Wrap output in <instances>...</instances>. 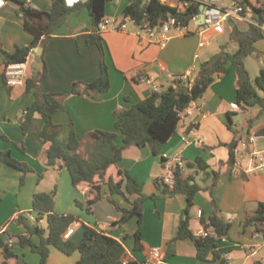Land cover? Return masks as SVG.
Masks as SVG:
<instances>
[{
	"label": "crops",
	"instance_id": "crops-1",
	"mask_svg": "<svg viewBox=\"0 0 264 264\" xmlns=\"http://www.w3.org/2000/svg\"><path fill=\"white\" fill-rule=\"evenodd\" d=\"M46 11H51L52 0H20ZM259 5L257 0H252ZM223 4V5H222ZM222 7L231 6L233 2ZM128 0H113L107 4L106 17L121 19ZM126 31L107 30L102 32L108 50L105 56L109 66L111 88L106 93L91 92L73 95L75 83H91L101 73L102 55L97 46H88L87 41L93 33L90 15L83 9L73 13L67 23L47 40L43 48V59L48 68V76L41 84L42 93L60 96L64 110L54 116L61 126L58 141L66 147L71 124H74L80 139L95 130L115 131V111L131 108L138 102L150 97L153 89L143 77H149L164 90L172 84L171 77H180L198 69L201 63L210 60L223 46L230 53L238 50L232 39L233 29H249V21L234 19L222 29L211 35L206 42L203 38L213 29L207 30L195 23L198 46H191L190 34L171 36L165 47L138 35L137 26ZM32 35L24 28V18L16 0H0V152H10L12 158L31 169L25 173L0 160V235L25 233V229L15 225L14 220L21 214L33 213V199L37 193H50L57 188L55 212L59 215L71 214L78 219L67 231L65 237L76 244L84 238L85 226L104 232L118 240L126 249L127 258L146 264L150 250L161 248L166 256L165 264H211L198 258L194 240L177 238L184 220L187 201L183 195L169 193L157 199L147 198L143 205L142 217L133 216L120 223L123 212L119 208L131 209L139 195L128 196L126 200L119 194L112 195L107 186L101 197L88 211L87 201L94 197L89 188H75L67 169L49 167L46 159V144L41 138L44 119L36 114L29 131L22 130L20 119L36 100L35 91H27L26 86L8 87L5 82L4 51L14 53L17 47L29 46ZM204 42L201 47L200 43ZM260 68L264 69V39L256 43ZM248 59L246 67L252 77ZM34 56L31 54L30 77H32ZM255 71V70H254ZM196 73V71H195ZM194 73V74H195ZM256 75V74H254ZM238 76L233 65L229 72L218 78L204 96L191 105V113L180 121L177 133L163 146L161 155H154L149 146H132L124 151L118 169L135 177L144 185L148 197L163 192L157 185L165 173L162 157L181 156L186 165L185 175H191L204 189L194 198L190 209V228L196 231L203 226L202 217L209 219L216 215L232 221L229 234L218 244V252L229 264H255L264 262V228L256 232L246 220L264 202V171L246 172L252 163L254 151L264 155V116L256 120L252 128L248 121L256 118L259 106L242 111L236 105ZM264 97V92L259 90ZM245 118V119H244ZM239 119H242L239 121ZM231 122L237 130L232 131ZM239 138L236 160L241 166H230L229 146ZM119 144L122 136H119ZM203 140V143H200ZM197 159H203L210 166L209 171L220 173L214 188H207L212 179H204V173L193 169ZM80 202V206L76 202ZM108 223V225H106ZM46 229V220L39 224ZM140 234V247L136 235ZM40 237L34 236L33 242L39 244ZM81 254L66 255L57 248H50L47 264H77ZM212 257H210L211 259ZM5 261L0 250V264ZM40 256L30 248L16 250V257L10 264H39Z\"/></svg>",
	"mask_w": 264,
	"mask_h": 264
},
{
	"label": "trees",
	"instance_id": "trees-1",
	"mask_svg": "<svg viewBox=\"0 0 264 264\" xmlns=\"http://www.w3.org/2000/svg\"><path fill=\"white\" fill-rule=\"evenodd\" d=\"M52 1V10L46 11L26 1L16 0L22 11L24 28L32 35V42L29 46L17 47L14 53L4 51L5 69L11 64L25 62L35 48L43 47L47 40L67 23L73 13H78L85 7L89 11L93 28L87 45L99 48L102 55L101 73L91 83H75L71 93L83 95L91 92L101 94L108 92L111 88V77L105 60L106 44L101 33L98 32V26L106 17L107 4L113 0H88L85 3L78 2L73 6H69L66 0ZM208 1L128 0L122 17L124 22L130 20L137 27L149 25L154 28L172 19L175 28H188L194 17L201 14L202 5ZM233 2L244 9V17L251 13L253 19L247 31H240L237 27L233 29L232 39L238 44V50L230 53L223 46L221 51L210 60L201 63L192 83L174 81L166 89L153 92L150 97L131 108L116 110L114 132L95 130L80 139L74 124H71L67 146L62 147L58 141L61 126L55 123L54 116L63 111L64 106L59 95L41 92V84L48 76V68L44 59L43 68L38 72L39 77L32 76L26 81V90L28 92L34 90L36 100L20 119L22 130L26 134L34 116L40 114L43 117L45 123L41 138L46 144L47 165L60 170L67 169L75 188L81 186L89 188V194L94 195L87 201L89 212H91L92 205L100 199L104 186L108 187L112 195L119 194L126 200H129L128 196H140L132 203L131 209L119 208L123 212L120 221L122 224L133 216L142 217L143 205L147 198L157 199L160 195L169 193L183 195L187 201V209L177 238L194 240L198 258L211 264H229V261L218 252V244L229 234L233 223L218 215L209 219L203 216L202 224L205 228L213 227L217 237L197 238L193 235L190 228V209L194 204L195 196L204 190L195 178L178 170L173 190H170L160 180L157 181V185L163 187V192L148 197L144 194V185L135 177L119 170L118 164L123 158L124 151L132 146H149L154 155H161L163 146L177 133L181 113L201 99L218 78L228 74L229 64L234 66L238 76L236 105L242 111L255 106L260 107L256 118L248 121V127L252 128L256 120L264 116V97L259 94V90L264 92V69H261L253 81L246 67L247 58L256 52V43L264 39V0H257L258 6L254 5L252 0H234ZM228 127L235 134L238 133L231 122ZM259 134L264 135V129L259 131ZM119 136H122L121 144H119ZM239 141L240 139L236 138L229 146L230 166H235ZM0 160L25 173L31 171L29 167L12 158L10 152H0ZM162 161L165 162L164 157ZM192 166L196 171L204 173V179H212L208 190L215 187L220 173L209 171L210 166L203 159H197ZM56 196L57 188L50 193L35 194L33 199L35 220H32L29 214H21L14 220L16 226L25 229V233L5 232L0 235V250L5 256L3 264H10V260L16 257L18 248H30L40 256L39 264H47L52 247L66 255L79 252L81 258L77 264H124L127 258L126 249L118 240L104 232L85 226L84 238L80 244L66 239L67 231L78 222V219L71 214L59 215L55 212ZM76 204L80 206L79 201ZM42 220H46V229L39 225ZM246 224L252 226L256 232L263 230L264 202L258 204L254 214L247 218ZM34 236L40 237L39 244L33 242ZM136 241L137 246L140 247L139 233L136 235ZM129 264L140 263L130 261ZM255 264H264V262L259 260Z\"/></svg>",
	"mask_w": 264,
	"mask_h": 264
},
{
	"label": "built area",
	"instance_id": "built-area-1",
	"mask_svg": "<svg viewBox=\"0 0 264 264\" xmlns=\"http://www.w3.org/2000/svg\"><path fill=\"white\" fill-rule=\"evenodd\" d=\"M69 6H73L78 2H87L88 0H66ZM223 0H209L204 5V10L200 15L194 17L193 22L197 23L199 27L210 30L216 27H224L231 20L234 19H245L249 23L253 22L252 14L248 13L245 17L243 16L244 9L240 6H237L233 2V9L228 7H222L220 4ZM203 17V19H201ZM138 28V35L142 37H147L149 41L159 44L162 47H165L168 41L170 40V34L172 31L181 28H175L174 21L172 19L164 22L161 26L150 27L149 25H144ZM186 29V28H182ZM107 30L114 31H126L127 24L124 21H117L115 19L104 18L98 26V32L102 33ZM182 34V32H181ZM187 34H191V31H188ZM200 46H204V42L200 43ZM30 63L31 55L26 59L25 62L20 64H11L6 67L4 72L5 82L8 87H18L25 86L26 81L30 78ZM195 69L190 73L180 76V77H171L172 82L182 81V82H193L195 79ZM144 81L149 83L153 89V92H161L160 87L149 77H143ZM192 105V104H191ZM191 105L181 113L180 117L182 121L187 114L191 113ZM200 143H203V140H200ZM165 162V173L161 178V182L165 184L170 190H173L176 185L177 171H181L183 174L187 172V165L184 159L181 156L174 157H164ZM251 165L246 168V172H262L264 171V155L260 152L254 151L251 157ZM240 161L236 160L235 167H240ZM32 220H35L32 218ZM108 225V223H106ZM217 237L216 231L213 227L205 228L203 225L202 228L196 231V237ZM166 256L161 248L154 247L150 250L149 259L146 264H165ZM130 260L126 258L124 264H129Z\"/></svg>",
	"mask_w": 264,
	"mask_h": 264
},
{
	"label": "rangeland",
	"instance_id": "rangeland-1",
	"mask_svg": "<svg viewBox=\"0 0 264 264\" xmlns=\"http://www.w3.org/2000/svg\"><path fill=\"white\" fill-rule=\"evenodd\" d=\"M225 2H226V4H228L229 2H231V0H225ZM233 2V1H232ZM222 4V3H221ZM220 4V5H221ZM223 5V4H222ZM221 5V6H222ZM228 8H234L233 7V4L230 6H228ZM83 11L85 12V15H87V16H89V11H88V9L87 8H83ZM78 15H79V12L77 13ZM121 19L123 20V17H121ZM128 24H129V27L130 28H133V27H135V24L132 22V21H128ZM195 28H196V26H195V23L194 22H192L191 24H190V26L188 27V28H186V29H176V30H174V31H172L171 32V34H170V36H175V35H180L181 34V32L182 33H184L185 35H187V33H188V31H194L195 30ZM222 29V27L221 26H219V27H216V28H213V30L208 34H206V36L203 38V40H204V42H206L207 41V39H209L210 37H211V35H213V34H215V33H217L218 31H220ZM218 33H220V32H218ZM189 38H190V41H189V43H190V45L191 46H193V47H195V46H198V44H199V38L197 37V34H190V36H188ZM108 52V50H107V48H106V54H108L107 53ZM264 57V56H263ZM262 60H264V59H262ZM259 61L260 60H258V58H257V56H250L249 57V59H248V63H249V68H250V70L252 71V76H258L259 75V68H260V63H259ZM255 70V71H254ZM195 71H196V69H195ZM254 74H256V75H254ZM253 81H255V79H252ZM264 95V94H263ZM245 119V118H244ZM242 119H239V121H241ZM68 173V175H69V177H70V174H69V172H67ZM71 178V177H70Z\"/></svg>",
	"mask_w": 264,
	"mask_h": 264
},
{
	"label": "water",
	"instance_id": "water-1",
	"mask_svg": "<svg viewBox=\"0 0 264 264\" xmlns=\"http://www.w3.org/2000/svg\"><path fill=\"white\" fill-rule=\"evenodd\" d=\"M234 1V0H231ZM204 10V5H202L201 7V12ZM250 11H252L251 8H249ZM201 19H203V17H201ZM34 56V62H33V69H32V76L38 78L39 74L38 72L43 68V48L42 47H38L35 48L32 53Z\"/></svg>",
	"mask_w": 264,
	"mask_h": 264
}]
</instances>
